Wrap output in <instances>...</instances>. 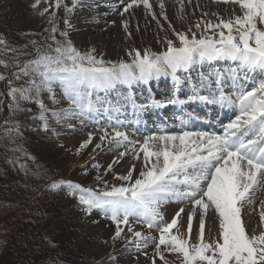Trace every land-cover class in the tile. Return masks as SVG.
I'll return each instance as SVG.
<instances>
[{
	"label": "snow or ice",
	"instance_id": "6c2138e0",
	"mask_svg": "<svg viewBox=\"0 0 264 264\" xmlns=\"http://www.w3.org/2000/svg\"><path fill=\"white\" fill-rule=\"evenodd\" d=\"M180 2L182 4L183 0ZM216 2L238 5L241 15L233 12L227 20L217 16L218 23L206 22L203 31L211 34H202L199 38L196 33L189 38L187 33L173 29L179 46L174 40L167 39L166 50L160 53L144 50L142 54L139 49H132L127 53L130 62L106 61L96 55L94 48L81 52L67 39L68 31L60 32L65 37L63 41L57 40L55 33L58 29L53 24L51 29H46L52 34L53 43L40 46L36 41H31L36 46L35 55L22 63L18 62L15 65L18 71L11 73L15 81L23 80L24 84L16 86L12 79L2 73L0 81H7V95L17 108L21 101L29 100L39 106V119L44 129L48 130L45 114L49 108L40 98L41 93H47L49 100L58 104L59 89L62 98L67 100V109L52 113L57 122L63 115L65 118H80L83 123L84 119L98 114L121 111L120 106L106 97L102 98L100 93H110L120 85L128 89L136 84L147 85L161 74L171 75L179 84L177 72H187L196 63L230 59L238 61L242 69L264 71V0ZM62 3L63 0H56L54 6L59 8ZM78 3L79 0H73L72 7L66 11L72 13ZM40 4L41 0H34L31 6L35 9ZM141 5L155 18L150 0H126L121 15ZM159 6L164 9L162 0ZM48 11L45 8L39 14L44 15ZM49 23H53L52 18ZM201 23L196 24L198 30ZM64 24L71 29L68 19L64 20ZM124 27L127 29L126 23ZM0 45L7 46L2 37ZM0 65L8 68L4 60H0ZM216 76L219 84L223 76L220 73H216ZM232 79H236L235 73ZM125 99L135 105L130 92ZM195 100L235 104L238 114L224 125L221 135L183 131L172 135H148L142 142L130 138L122 128V121L117 119L112 123L109 120L108 127L99 129L102 135L95 147L108 146L109 150L123 151H119L107 171L111 172L114 164L130 155L143 163L139 176L133 179L136 170L133 164L127 175L116 177L125 182L121 186L105 185L106 190H93L72 181L58 180L49 187L53 191L62 187L69 189V194L78 199L88 215L94 210L101 211L115 225L114 241L123 238L126 231L131 233L128 243L134 244L138 251L154 241V255L163 264H171L166 254L176 255L181 264H264V203L259 210V232L250 233L242 215L244 208L253 204L255 192L264 189V80L250 90L241 91L236 100L221 94L219 99L193 95L189 100L174 99L170 102L184 105ZM8 131L12 132L13 129ZM95 139L89 133L77 154L88 148ZM92 167L98 169L100 165L94 163ZM169 202L191 205V211L187 213L186 232H180L184 208L176 212L170 223L164 222L160 209ZM210 209L219 217V235L211 241L205 235ZM197 218L199 229L193 243V224ZM136 224L157 230L159 236L137 231ZM174 229L177 234H173ZM152 264H156L155 259Z\"/></svg>",
	"mask_w": 264,
	"mask_h": 264
},
{
	"label": "rangeland",
	"instance_id": "374dc122",
	"mask_svg": "<svg viewBox=\"0 0 264 264\" xmlns=\"http://www.w3.org/2000/svg\"><path fill=\"white\" fill-rule=\"evenodd\" d=\"M55 2L56 0H41L40 6L34 9L31 6L34 3V0H0V37L5 39L7 42V46L0 45V60H4L8 64V68L0 65V73L4 74L9 79H12L16 86L24 84V81H15L14 77H12L11 73L18 71L15 65L18 62L22 63L27 60V58H32V56L35 55L36 46L33 45L31 41H36L40 46L53 43L51 39L52 34L50 31H46V29H51L53 24L58 29L55 33L56 39L63 41L65 37L61 36L60 32L68 31L67 39H70L72 44L81 52H86L94 48L96 50V55L102 56L106 61L118 62L120 60H124L126 62H130L131 58L127 55V53L132 49H139L142 54L144 50L160 53L166 50L167 45L165 41L167 39L174 40L177 46H179V41L176 40L173 29H175L176 32L187 33L189 38H191L192 33H196L197 38H199L202 34L210 35L211 33H204L203 30L206 23H201L202 21H211L214 24L215 22H219L217 16L227 20L234 12L231 10L232 8L230 6H223V4H220L217 6L214 5L215 7L213 6L215 10H218L213 11L215 12V15L213 14L214 17L195 18V16H193L194 10H186L187 6L184 0L182 4L180 0H162L164 9H161L159 6L161 0H150L153 5L152 12L155 13V18H153V15L150 14L149 11L142 5L140 7H134L129 12L121 15L125 7V4H122V0H104L101 1V3L120 2V4L119 6L117 5L112 7V9L117 8L118 10H115L113 13L110 12L111 20L105 22L108 20L105 19L104 22H101L98 20L99 18L97 19L98 16H101V13L95 14V12L86 11L84 13V9L78 13L76 8H74L72 13H68L66 9L71 7L68 3H73V0H63V3L59 8L54 6ZM187 3H189L193 9L197 7L198 10L201 9V3L199 2L198 4V1L196 2L195 0H192L190 3V0H187ZM213 7L209 8L213 9ZM45 8H48L49 11L44 15H40L39 13ZM205 8L210 10L207 5ZM219 10H223L224 13L219 12ZM162 12L163 15H161ZM206 13H204V16ZM235 14L241 15V13ZM164 16H167V19H164ZM50 18H52L53 23H49ZM65 19L70 21L72 25L71 29H68L64 24ZM125 23L127 24V29L124 27ZM198 23H201V28L199 30L196 28V24ZM189 29H191V32H189ZM129 33L131 35H129ZM9 49H15V51H10ZM223 63H225V61H223ZM197 65H205V69L207 71H213L212 68H210L213 64L210 62L204 61L202 63H198ZM197 65L196 69H198ZM237 65L220 64V66L224 68L223 71L225 74H221L219 70H216V72L218 71L223 76V79L219 84L217 83L216 75L214 76L215 78H213V76L208 74V72L206 73L203 68H201L202 71L200 72H204V78L212 79V85L216 87V89H221L220 87L225 88V86L230 84L234 85V87H247L248 77L245 79V76H243V79L245 80H233L230 75L233 72L240 73L241 69L238 61ZM178 72L184 73L183 70ZM186 74H188V72ZM198 74L199 72L197 73V76ZM179 79L180 82H182L184 77H179ZM168 80L170 82L172 81L171 78H168ZM195 80L196 79L191 78V80L184 83V88H186L189 92V95L186 97L187 99L188 97L197 95L200 91L198 90L200 85H196L199 88H192ZM198 82H200V80H198ZM167 84L171 83L168 82ZM167 84L166 82L158 83L160 91H163L164 93L169 91ZM145 86L144 84H141L140 86L133 87L135 91H141L145 88L148 89L150 94L149 101L146 103L149 106H153L155 103L162 104L160 103V100L157 99L160 95L157 86H151L149 83ZM169 86H173V84ZM202 87L205 88V90L207 89L205 85H202ZM250 89L252 88L247 90ZM126 90V86L124 89L117 87L116 96L120 94V92H126ZM7 91V81H0V139L3 138L4 140H9L8 143H10L12 141V137L14 138L15 133H22L23 135L27 134L26 138H30L31 142L33 139V142L35 141L34 146H37L40 153L43 155V165L47 164V168L61 167L58 171L61 177L59 176L58 180L64 179L65 181H72L82 185L84 188H91L93 190H106L105 185L111 187L113 185L121 186L125 183L124 181L116 178L117 176L127 175L130 169L123 165L125 164L123 161L118 164H114L111 172L107 171L109 164H111L118 156L119 152H115L114 149L109 150L108 146H102L100 149L95 147L96 144L100 143L99 137L102 135L100 134V128H96V133H92V135L96 137L92 144L77 154V150L80 148L81 143L88 139V135L91 133L89 130H92L94 127L90 126L91 128H85L76 134L73 129L77 125H82L79 124L81 123L80 120L73 121L70 117L65 118L62 115L60 121L57 122V118L53 116L52 113L58 112L56 111V108L58 109L61 106H69L68 102L62 98V93H60L59 89H57V99L60 100V103L58 104L52 103L51 100H49L47 93H41L40 98L49 108V111L45 114L48 120V130L44 129L43 122L39 119L40 108L33 100L21 101L20 107L17 108L13 104L11 98L7 95ZM145 92H147L146 89L143 93ZM188 92L185 94H188ZM218 92L219 94L225 93V96L230 94H232L230 97L234 96L232 89H229V91L219 90ZM240 92L241 91H239V93ZM110 94L113 95L114 91L107 94L101 93L100 96L102 98L106 97L107 100H110L113 104H115V99L111 98ZM174 94H177V92ZM126 95L128 94L126 93ZM133 95L137 94L133 92ZM233 98L236 100V95ZM126 103H129V105L130 103L132 104L131 101H126L124 104ZM146 103L141 102V106ZM170 104L173 103L170 101L166 103V105ZM188 105L192 106L191 102ZM136 110L140 112L139 105ZM147 111H149V109H147ZM18 112H22L29 119L28 125H19V122H14V117L19 115ZM163 113L165 114V112ZM136 116H139V114ZM106 117L109 118L110 116ZM181 119L185 120V117ZM169 120L170 118L168 116L164 120L166 122V124H163L165 125L164 127H167L169 124L177 125L178 123L177 120L172 119L171 123ZM120 121L129 127L127 128L129 129L128 131H133V126L135 125L134 122H132L133 125L129 126V121L126 118H121ZM177 126L180 127L181 124L179 123ZM9 129H13V131L9 132ZM218 130H220L219 133H214L215 130H210L208 133L217 135L223 134L221 128H218ZM175 132L172 134H175ZM177 133L179 132L177 131ZM170 134L171 133H169V135ZM15 152L22 155L23 162L26 160V152L24 149L17 147ZM110 156L111 160L109 159ZM1 160L2 157L0 155V161ZM28 160L31 161L32 157L30 156V159ZM94 163L99 164L100 167L98 169L93 168L92 164ZM142 167L143 166L141 164H138L134 173L139 174ZM56 173L57 171L55 174ZM134 173L133 179L137 176ZM263 190L264 189H262V191ZM257 198L259 197H254V199ZM254 199L253 201H255ZM60 203L62 206L75 207L77 213L79 214L77 218V231L75 234L69 235L67 240L78 248V254H82L80 256L84 262L83 264H152L153 259H155L156 264H163V262L154 255L156 252L154 241L149 242L148 247L141 248L138 251L134 244L128 243L129 238H131V233H127V231L123 238L115 241L112 239L115 232V225L112 221L107 219L101 211L94 210L91 215H88L84 210V207L79 204L78 199L68 194L66 196H61ZM176 204L179 205V203ZM255 205L257 206L256 208L259 207L258 204ZM160 211L163 214L165 223H170L172 220L171 218L175 216L170 215L168 217V215L163 212V206ZM187 213L189 212L184 214V221H180V232L182 233L186 232ZM216 216L218 217V215ZM255 220L256 219H253V221ZM246 224L247 230L250 233L253 232L250 229V227H253V222L251 223L250 221H247ZM4 227L6 228V226ZM4 227L0 225V264H39L36 256L35 257L37 259H33L31 254H21L20 251L25 247V244L22 238L14 240V234H16L15 230L13 232L9 231L10 235L8 238L10 239V242L5 245L6 235L1 234L4 231ZM7 227L6 232L8 229L11 230L13 226L9 224ZM136 227V230H141V232L145 235H151L153 237L159 236V232L155 229L149 230L142 224H136L135 228ZM217 228H219V224L216 226L215 230V226L209 222V219L206 221L205 235L209 241L218 238L219 229ZM198 229L199 225L197 226L194 221L192 234L193 243L196 241ZM255 232H258L257 229ZM173 234H177L175 229L173 230ZM12 243H15L17 247H14ZM18 249L19 254H17ZM56 256L57 258H55ZM52 257L54 260H58L57 262L59 264H64V260L61 256H59L58 252H53ZM111 257H114V259H111ZM48 259H51V257H47V260ZM166 259L170 261L171 264H181L176 255L166 254Z\"/></svg>",
	"mask_w": 264,
	"mask_h": 264
},
{
	"label": "trees",
	"instance_id": "16d2710c",
	"mask_svg": "<svg viewBox=\"0 0 264 264\" xmlns=\"http://www.w3.org/2000/svg\"><path fill=\"white\" fill-rule=\"evenodd\" d=\"M14 120L19 125L29 123L22 112ZM26 137L27 134L15 133L10 143L0 139V225L6 228L9 224L13 226L7 232L5 227L2 230L1 234L6 235L5 245L10 242L9 231L15 230L14 240L22 238L25 244L21 254H31L33 259L38 258L39 264H59L52 257L53 252H58L64 264H83L82 254H78V248L67 240L77 231L79 214L75 207L61 205V196L67 195L62 188L53 191L49 187L61 177L58 172L61 167L47 168V164L43 165V155L34 146L35 141L32 139L31 142ZM17 147L26 152L24 162L22 155L15 152ZM30 156L31 161L28 160ZM47 257L51 259L47 260Z\"/></svg>",
	"mask_w": 264,
	"mask_h": 264
},
{
	"label": "bare ground",
	"instance_id": "6f19581e",
	"mask_svg": "<svg viewBox=\"0 0 264 264\" xmlns=\"http://www.w3.org/2000/svg\"><path fill=\"white\" fill-rule=\"evenodd\" d=\"M101 1H104V0H79V3H78V5L75 7L77 10H78V13H79V11L81 12L82 11V9H84V13H85V11L86 12H95V14L96 13H101V16H98L97 17V19L98 20H100L101 22H104L105 21V19H108L107 21H105V22H108L109 20H111L110 18V12H114L115 10H118L117 8L116 9H112V7L113 6H119V4H120V2L118 3V2H112V3H110V4H107V3H101ZM113 1V0H112ZM126 1V0H125ZM185 2H186V10H194V13H193V16H195V18H200V17H205V18H207V17H214V15H215V12H213V11H216L215 10V6L214 5H220V4H223V6H230L232 9L231 10H233L235 13H241V10H240V8H239V6L238 5H234V4H231V3H229V4H227V3H223V2H216L215 0H195L196 2L198 1V4H199V2L201 3V9L200 10H198L197 8H195V9H193V8H191L192 6L189 4V3H187V0H184ZM191 1L192 0H190V3H191ZM184 2V3H185ZM126 2H122V4H125ZM203 3V4H202ZM72 2H69L68 3V5L69 6H71L72 7ZM207 5V7L209 8V7H213V9H210V10H207V8H205V6ZM112 6V7H111ZM111 7V8H110ZM187 11V12H188ZM218 11V10H217ZM206 12H208V13H206ZM219 12H221V13H224L223 12V10H219ZM191 13V12H190ZM204 13H206L207 15H205L204 16ZM189 14V13H188ZM214 14V15H213ZM202 18V19H203ZM186 19V18H185ZM211 19H213V18H211ZM186 22V21H185ZM204 22V21H203ZM204 23H206V22H204ZM215 23H218V22H215ZM214 23V24H215ZM186 27V26H185ZM207 62H209V61H207ZM198 63H196V64H194L191 68H190V72H192V73H194L193 75H197V73H198V71H199V69H196V65H197ZM203 67H205V65H203ZM251 71V70H250ZM183 75H184V73H183ZM186 76V75H185ZM243 80H245V79H243ZM264 80V79H263ZM239 84V83H238ZM247 84V83H246ZM141 84H138V85H133V86H140ZM243 85V84H242ZM169 86V85H168ZM119 88H122V89H124L125 88V86H123V85H120V86H118ZM254 87V86H253ZM170 91H171V88H170ZM192 91V90H191ZM219 93V92H218ZM224 93V92H223ZM116 94H117V89L116 90H114V94H113V96H116ZM225 94V93H224ZM223 94V95H224ZM231 95V94H230ZM230 95H228V96H230ZM187 97V96H186ZM233 97H235V95L233 96ZM236 98H237V95H236ZM187 99V98H186ZM62 101V100H61ZM67 101V100H66ZM126 101H122V104H124ZM66 104V103H65ZM64 104V105H65ZM127 105H129V103H126ZM130 105H131V103H130ZM61 106V105H60ZM69 106H61V107H59L58 109L56 108V111H61L62 109H67ZM113 117H115L114 115H112V117H111V119H102L101 118V115L100 114H98V115H96L95 117H92V118H88V119H84V122L83 123H79V124H82V125H77V126H75L74 127V129H73V131L76 133V134H78L79 132H81V130H83V129H85V128H91V127H94V128H92V130H89V132L91 131V133H96V128H101V127H108L109 125H108V122H109V120H111L112 121V123H115V121L113 120ZM71 118V120H73V121H78V120H80L81 121V119L80 118H76V117H70ZM145 118H143V120H144ZM183 120V119H182ZM172 122V121H171ZM173 125V124H172ZM178 125V124H177ZM91 126V127H90ZM165 126V125H164ZM123 128V130L124 131H126L125 130V127H122ZM131 128V127H130ZM186 128V127H185ZM94 129V130H93ZM110 131H111V129H109ZM127 130H129V129H127ZM149 130H151V129H147V130H145V132H143V133H138V132H134V131H126L128 134H129V136H130V138L131 139H134V140H138V141H143V139L146 137V136H148V135H151L150 133H151V131H149ZM177 132V131H176ZM157 133V132H156ZM218 133V132H217ZM100 134H102V132L100 131ZM210 134H212V133H210ZM157 135H162L161 133L160 134H157ZM163 135H165V134H163ZM171 135V134H170ZM104 148V147H103ZM115 150V152H119V151H123V149H118V150H116V149H114ZM142 155V154H141ZM112 157H114V156H112ZM111 158V156L109 157V159ZM111 160V159H110ZM122 161L125 163V164H123L124 166H126L127 168H130L133 164H135L136 166H138V164H141L142 166H143V163H142V161H139V160H134L130 155L129 156H127V157H125V158H123L122 159ZM130 166V167H129ZM134 174H136V173H134ZM137 176H135V178L136 177H138L139 176V174H136ZM264 190L262 191V189H259V190H257L256 192H255V195H254V197L256 198V197H259V198H257V199H254L255 201H253V204H251V205H248V206H246L245 207V209H244V213H243V219L245 220V222H247V221H250L251 223L253 222V227L251 228L250 227V229H251V231H256V229H257V231L259 232L261 229H260V227H259V225H260V216H259V210L261 209V205H262V203H264V199H263V197H264ZM263 194V195H262ZM255 204H258L259 205V209L258 208H256L257 206L255 205ZM254 206H255V208H254ZM179 208H184L185 209V214H186V212H190L191 211V205L190 204H187V203H179V205H177L176 203H174V202H169V203H166V204H164L163 205V212L166 214V215H168V217L170 216V215H175L176 214V212H178L179 211ZM197 213H198V216H199V209L197 210ZM217 214L212 210V209H210L209 210V213H208V215H207V218H206V221L209 219V222L210 223H212L214 226H215V230H216V226L219 224V218L216 216ZM174 217V216H173ZM185 217V215L183 216V219H182V221H184V218ZM253 217H256V218H253ZM172 219V218H171ZM253 219H256L255 221H253ZM195 224L198 226L199 225V219H197V220H195ZM138 225V224H137ZM254 226H256V227H254ZM136 229H137V227H136ZM217 229H219V228H217ZM140 230V229H139ZM138 231V230H137ZM141 231V230H140ZM218 232H219V230H218Z\"/></svg>",
	"mask_w": 264,
	"mask_h": 264
}]
</instances>
